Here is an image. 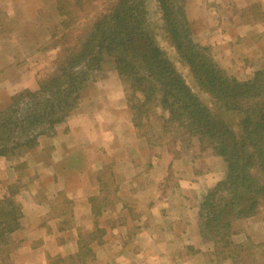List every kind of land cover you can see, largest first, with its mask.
Wrapping results in <instances>:
<instances>
[{
    "label": "crops",
    "instance_id": "1",
    "mask_svg": "<svg viewBox=\"0 0 264 264\" xmlns=\"http://www.w3.org/2000/svg\"><path fill=\"white\" fill-rule=\"evenodd\" d=\"M49 6L44 0H0V98L9 90L13 94L36 90V78L44 66L51 67L57 52L50 46L53 28L47 21L51 18L55 26L58 19L48 11ZM44 11L49 14L40 22ZM251 27L254 24L246 30L249 36ZM42 29L47 36L42 37ZM106 75L98 83L103 98L86 102L85 116L67 121L71 126L54 128L49 160L38 168H42V199H37V187L33 193L26 186L29 190L18 199L24 213L22 224L9 236L20 246L12 253L8 250L7 259L5 249L0 248V264H65L57 259L76 256L81 240L90 255L85 264H174L175 259L201 264L199 256L203 264H237L218 263L212 259V248L200 246L197 207L203 186L197 179L204 172L176 184L174 211L166 206L170 197L166 199L160 191L155 194L164 185L167 167L172 168L169 154L136 136L123 89L115 85L116 73ZM9 163L6 169L0 168V197L6 183L31 177L29 171L17 167L18 160ZM220 176L214 175L213 182ZM251 220L241 223L242 232L235 237L238 243L264 242V226H255L257 220ZM192 249L199 254L193 255Z\"/></svg>",
    "mask_w": 264,
    "mask_h": 264
},
{
    "label": "trees",
    "instance_id": "2",
    "mask_svg": "<svg viewBox=\"0 0 264 264\" xmlns=\"http://www.w3.org/2000/svg\"><path fill=\"white\" fill-rule=\"evenodd\" d=\"M54 2L48 11L58 19L52 27L56 32H50L58 52L49 73L37 78L36 90H23L11 96L6 105H0V158L14 157L16 144L12 146L9 140L16 131H32L41 124L51 129L63 123L78 106L88 74L97 72L104 59L112 60L130 97L126 96L138 136L149 133L154 140L165 141L179 132L182 143L188 142L187 137H195L200 147L209 146L214 155L223 159L226 176L206 192L198 213L206 235L216 238V257L230 249L223 259L235 262L246 257L247 251L252 253L249 264L254 256L264 258V242L240 246L233 245L230 239L235 234L234 224L264 215V68L246 82L226 77L214 65L208 48L192 39L184 0H156L163 26L182 67L187 68L197 87L195 91L210 94V100L203 101L167 62L154 37L145 30L143 0L110 2L94 17L91 33L83 38L75 36V28L86 20L81 10L91 0ZM219 102L222 104L217 106ZM221 108V113L214 112ZM156 109L162 112L158 116L160 133L155 134L147 123L143 126L149 131H141L142 119ZM227 112L238 130L225 120ZM33 141L19 142V148L31 149ZM19 219L17 208L5 201L0 203V241L5 233L16 230Z\"/></svg>",
    "mask_w": 264,
    "mask_h": 264
},
{
    "label": "rangeland",
    "instance_id": "3",
    "mask_svg": "<svg viewBox=\"0 0 264 264\" xmlns=\"http://www.w3.org/2000/svg\"><path fill=\"white\" fill-rule=\"evenodd\" d=\"M56 1V0H55ZM116 0H91L89 5L85 4L83 7H85L83 10H81V14L86 20L81 21L79 25L75 28L76 37L83 38L87 34L91 33V23L94 20V17L98 15L99 13L103 12L107 5L110 2H115ZM55 3L54 0H49V3ZM71 2V1H70ZM143 8L145 10V30L148 31V34L151 35V37H154V40L156 44L158 45V48L163 52L164 56L167 59V62L174 68V70L182 76H184L185 82L187 85L191 88V90H196V85L194 81L192 80V77L188 75V71L186 67H182V62H180L179 56L177 51L174 48V45L169 40L168 37V31L166 28H164L161 18V13L158 9V5L156 3V0H143ZM198 6L199 8H196ZM71 9L73 6H70ZM74 8V7H73ZM182 9V8H181ZM184 15L186 16L189 24L192 26V39L194 40L195 44L200 46H205L208 48V53L211 57V60L213 61L214 65H216L221 72L228 78L234 79L236 82H246L252 79L253 74L264 68V0H184ZM46 10V8H45ZM90 11V14L88 12ZM182 12V10H181ZM199 12L201 13L200 17L198 16ZM86 13V14H85ZM48 12H42L40 22L42 20H45V18L48 16ZM198 16V19L196 17ZM79 17V16H78ZM48 26H51V28L54 26L53 20L51 18H48ZM254 24V28L251 27L252 33L249 36L246 33V30H248V26ZM50 30V29H47ZM54 32H56L53 29ZM42 37L47 36L44 35V31L42 29ZM247 34V35H246ZM14 36H16L14 34ZM52 47H55L56 52L58 44L55 43L53 40L51 45ZM47 67H50L49 65L44 66L43 74H40L39 77H43L49 73L47 71ZM51 68V67H50ZM49 70V69H48ZM46 71V72H45ZM114 71V64L112 60H103L102 64L99 66V70L95 72L92 70V73L88 74V78L85 81V84L82 87L83 92L81 91L79 96H81V100L78 103V106L73 110L72 114L61 124H58L56 126L60 125H67L71 126V120L81 119L83 116H85V107L83 105L86 104V102H89L92 97H97V100H101L103 98L102 94L98 93V83H103V81L106 78V73ZM116 73V72H115ZM37 80V78H36ZM109 84H114L109 81ZM115 85H120L123 89L124 93V102L126 105V108L128 110L129 118L133 124L134 127V115L132 114L130 110L131 103L130 97L126 94L124 91V84L121 82L120 78L118 77L117 73L115 76ZM8 88H10L8 86ZM26 90V89H24ZM23 91V90H21ZM21 91H18L16 93H19ZM14 93V94H16ZM13 92H10L9 90V96H2L0 98V105L9 103V98L14 95ZM199 99L203 101L210 100V94L207 95L205 93L197 92L195 93ZM128 96L129 98H126ZM132 102V101H131ZM233 105H235L234 101H231ZM243 103V101H240ZM252 102V101H251ZM222 102L217 103V106H220ZM82 107V108H81ZM84 107V108H83ZM150 109V107H149ZM222 108L220 110H214L216 114L221 113ZM229 112H227L225 115V120L228 121L230 125H232V128H235L238 130V124L235 125V121H232L230 117H228ZM154 115V116H153ZM162 112L158 109L155 110V112H149L148 117L143 118L141 121V131H149V129L145 126H143L144 123H147L148 126L152 129L153 132H156L155 134L160 133V127L159 124H161V120L158 119V116H161ZM224 115V116H225ZM149 119V120H147ZM70 120V123L67 124L66 122ZM72 120V121H73ZM56 126L52 127L51 129H46V124H41L40 126H36V128L32 129V131L27 130V132H23L20 130V133L16 131V135L13 134L10 136V143L13 146V144H16V147L14 149L15 155L14 157L10 158L8 156L0 158V162H5L0 166L1 170L2 168H7V164H10L9 162H14L15 160H18L17 167L22 171H29L31 175V179L29 178L28 181H15L11 180L9 183H6L4 185V195L0 197V203L2 201H5V203L12 204L17 210H19L20 219L16 223V230H14L11 233H5L4 236H2L0 248H4V255L5 259H7V252L8 250L11 251V253L14 251L15 248L19 247V243L11 240L9 238L10 235L16 233L19 229V227L22 224V220L24 218V213L22 212V207L20 205V201L18 200L19 197H22L24 193H22L24 190H29L26 188V186H30L32 188V192L35 193L34 188L37 187L39 191V196H37L38 200L42 199V191H41V176L40 172L42 168L40 163L42 162L45 166L48 162V157L53 149V138H54V128ZM135 129V127H134ZM40 130V131H39ZM39 131V133H38ZM136 131V136H138V131ZM139 129V133L141 132ZM12 132V130H11ZM174 133V130L172 131ZM32 135L29 137V135ZM34 135V136H33ZM56 136V134H55ZM168 136V139L165 141L161 140H154L152 138V135L147 133L146 137L144 138L149 145H152L156 148H163L164 151H167L169 155L168 158L170 159V165L171 167H167L166 173L163 175L162 180H164V185L161 187H158L155 190V194L158 195V192L166 197H170L169 201L166 202V206L169 210L174 211L173 205L176 203V197L178 195V192H174L176 188V184L183 178L190 180L189 177L192 179L195 175H198L201 172H204L202 178L198 177L197 183L198 185L201 184L203 186L199 187L200 190L203 192L201 195L200 203L197 207V216L199 219V237H200V246L212 248V259L216 260L218 263H222L226 260L231 261L230 259H223L222 255H226L229 250H226L224 253L218 255L219 257H216L214 252L216 251V244L218 246V243L215 241L216 238H212L209 235H206V229L201 225V220L199 218V208L202 203V198L205 196L206 192L213 188L217 183L222 181L226 176V166L221 157H218L214 155L212 150L209 148V146L202 145L200 147V144L197 142V138L195 137H187L188 142L182 143V135L180 136V133L174 135L172 134ZM140 137V136H138ZM33 142H30L33 144V148L27 149L24 147L19 148V142L20 144L24 142L26 139H30ZM152 138V139H150ZM171 138V139H170ZM12 141V142H11ZM202 148H204V151H200ZM37 151L38 154L42 155V159H40V155L34 156V153ZM48 155V156H47ZM210 157L212 159L207 158ZM204 158V160L202 159ZM184 159V160H183ZM183 160V161H182ZM172 162V163H171ZM38 164V165H37ZM211 166V167H210ZM186 172V174H185ZM108 173V172H107ZM106 173V174H107ZM220 176V180L214 181V175ZM29 176V175H28ZM157 180H160V177L155 174ZM35 177V178H34ZM34 178V179H33ZM156 179L153 180L154 182L157 181ZM182 181V180H181ZM5 183V182H4ZM213 184V185H212ZM210 185H212L210 187ZM209 186V188L207 187ZM207 187V188H206ZM184 191V190H183ZM163 192V193H162ZM188 192V191H187ZM167 199V198H166ZM59 202H62V198L57 199ZM166 209V210H168ZM251 219L257 220L255 226H264V215L260 217H253L249 218L247 220H242L237 222L233 225L234 229V235L230 236L231 242L233 245H242L238 243L239 239H235L236 235H238L240 232H242L241 223L246 221H252ZM262 219V220H258ZM243 226V225H242ZM97 239H100V237H96ZM84 240H88V237H84ZM10 240V241H9ZM250 243V242H248ZM263 243V242H262ZM254 244V243H252ZM261 244V243H258ZM19 245V246H18ZM247 245V243L245 244ZM256 245V244H254ZM22 248L23 245L21 246ZM238 249V248H234ZM186 252H190L187 250ZM193 252V253H192ZM191 253L193 255H198L199 251L197 250H191ZM182 254V253H181ZM245 254V253H244ZM247 256L240 259L239 258L232 263L237 264H249L248 260L252 257V253L250 251H247ZM243 255V254H242ZM89 254L86 252V248H84V242L82 240L80 241V252L76 256H69L67 259H57L62 263L65 264H73L74 262H78L79 264H85V261L89 259ZM201 264L202 258L199 256ZM252 264H259L261 259H264L261 256H254ZM67 261V262H66ZM149 264V261H148ZM174 264H186L183 263V261H179L175 259ZM190 264H194L193 262ZM198 264V262L196 263Z\"/></svg>",
    "mask_w": 264,
    "mask_h": 264
}]
</instances>
